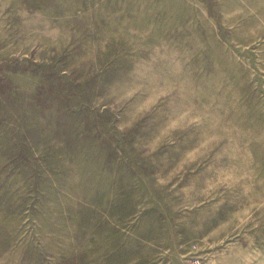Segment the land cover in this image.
<instances>
[{
    "label": "rangeland",
    "instance_id": "obj_1",
    "mask_svg": "<svg viewBox=\"0 0 264 264\" xmlns=\"http://www.w3.org/2000/svg\"><path fill=\"white\" fill-rule=\"evenodd\" d=\"M0 264H264V0H0Z\"/></svg>",
    "mask_w": 264,
    "mask_h": 264
}]
</instances>
